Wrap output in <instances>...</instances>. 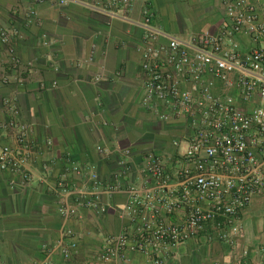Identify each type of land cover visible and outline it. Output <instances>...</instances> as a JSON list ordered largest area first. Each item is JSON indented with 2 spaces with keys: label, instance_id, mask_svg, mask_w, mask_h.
<instances>
[{
  "label": "built area",
  "instance_id": "built-area-1",
  "mask_svg": "<svg viewBox=\"0 0 264 264\" xmlns=\"http://www.w3.org/2000/svg\"><path fill=\"white\" fill-rule=\"evenodd\" d=\"M56 3L77 5L140 30V107L163 124L182 122V135L173 146L183 150L174 171L159 157L145 156L138 184L126 181L130 168L123 162L122 170L107 181L91 166L73 161L70 153L57 177L51 174L52 162L37 178L34 164L51 142L34 139L20 120L15 99L2 98L0 106L9 119L0 123V130L11 133L12 143L0 148V173L10 176L9 187L24 189L34 180L48 184L54 178L51 189L62 224L57 240L42 247L49 258L45 264H54L55 255L70 263L83 234L69 222L84 219L85 213L106 216L116 195L124 196L116 212L120 230L104 236L99 251L82 264H127L130 254L143 256L148 264H167L175 249L201 234L233 245L241 234L240 212L264 195V0H223L221 28L187 39L154 27L149 2L140 20L128 15L131 0ZM28 18L34 20L36 12L30 10ZM242 35L250 38L249 49L238 43ZM0 42L11 43L2 28ZM43 42L48 43L46 36ZM10 53L18 63L13 49ZM0 83L8 84L6 76H0Z\"/></svg>",
  "mask_w": 264,
  "mask_h": 264
},
{
  "label": "crops",
  "instance_id": "crops-1",
  "mask_svg": "<svg viewBox=\"0 0 264 264\" xmlns=\"http://www.w3.org/2000/svg\"><path fill=\"white\" fill-rule=\"evenodd\" d=\"M131 2V19L140 20L143 5L149 2L153 26L177 38L215 33L224 22L223 0ZM30 10L36 12L31 21ZM1 28L9 32L11 43L0 42V76L8 80L0 83V101L15 99L31 136L41 143L51 142L34 164L37 178L43 175V166L52 162L51 174L57 177L66 153L107 181L122 170L119 163L123 162L130 168L126 181L138 184L149 154L172 171L178 169L180 154L173 141L182 135L183 123L163 124L155 113L140 107L139 29L77 5L58 6L56 0H0ZM237 41L244 49L252 45L246 35ZM8 119L0 106V123ZM8 143H12L11 133L1 129L0 148ZM53 177L48 184L34 180L24 189H11L10 176L0 173V264H45L49 259L42 247L57 240L62 224L51 189ZM123 203L124 196L116 195L106 216L85 213L84 219L71 220L70 227L83 234L78 252L70 263L51 256L53 263L90 260L102 238L120 230L116 212ZM237 224L241 234L233 245L208 241L201 234L175 249L167 264H264V195L251 200ZM127 264L148 263L143 256L130 254Z\"/></svg>",
  "mask_w": 264,
  "mask_h": 264
},
{
  "label": "rangeland",
  "instance_id": "rangeland-1",
  "mask_svg": "<svg viewBox=\"0 0 264 264\" xmlns=\"http://www.w3.org/2000/svg\"><path fill=\"white\" fill-rule=\"evenodd\" d=\"M165 132H164V129H162L161 130V134H164ZM182 150H183V148L182 147H179V149H178V152H179V154L182 152Z\"/></svg>",
  "mask_w": 264,
  "mask_h": 264
}]
</instances>
